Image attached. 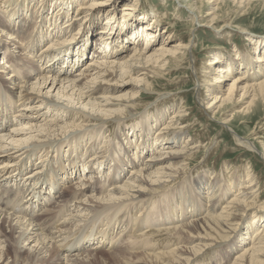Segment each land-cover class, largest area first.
Returning a JSON list of instances; mask_svg holds the SVG:
<instances>
[{
    "label": "bare ground",
    "instance_id": "bare-ground-1",
    "mask_svg": "<svg viewBox=\"0 0 264 264\" xmlns=\"http://www.w3.org/2000/svg\"><path fill=\"white\" fill-rule=\"evenodd\" d=\"M185 1L200 24L194 3L176 0ZM217 1L223 0H207ZM137 2L0 0V186L10 187L0 193V225L8 223L16 235L13 245L0 227V264H22L16 259L22 243L28 264H50L52 250L65 254L106 243L118 247L112 264H264V201L252 169L240 173L237 188L239 175H225L223 187L205 175L184 183L188 160L201 146L182 125L185 109L138 113L151 79H161L170 63L183 72L179 64L192 44L171 41L169 27L166 34L158 27L160 15L136 14ZM249 41L244 52L212 56L200 74H213L211 80L196 81L197 100L209 114L240 102L242 122L256 116L248 136L264 118V39ZM188 59L196 73L194 57ZM8 99L17 106L6 105ZM231 119L221 123L233 127ZM233 132L245 149L256 148ZM62 181L72 185L50 211L36 214ZM16 190L30 202L26 211L21 199L10 204ZM10 250L14 261H8ZM91 254L85 251L86 260L63 255L56 264H96Z\"/></svg>",
    "mask_w": 264,
    "mask_h": 264
},
{
    "label": "rangeland",
    "instance_id": "rangeland-1",
    "mask_svg": "<svg viewBox=\"0 0 264 264\" xmlns=\"http://www.w3.org/2000/svg\"><path fill=\"white\" fill-rule=\"evenodd\" d=\"M136 1H138V7L135 10L136 14L151 13V11H154L156 14L160 15L158 27L162 33L164 32V34H166L165 26L167 25V27H169V31L167 32H171L173 35V39L171 41H180L182 43L190 42L192 44V52L188 51V55L183 61V65L179 64L182 66L181 69H183V72L175 69L176 65L170 63L167 69L164 71L165 75L161 76V79L160 76L156 78L153 77L151 79L153 83L152 92L142 94L137 105L138 113H146L148 110L155 111L157 109L159 110L164 108L165 106L170 107L172 105H180L183 107V109H185L184 113L187 115L186 118H184L182 125H187L190 135L194 136V139L201 141V146L196 151L195 155L190 160H188V167L185 175L183 176V179H186V177L187 179L184 183L187 182L188 184L189 180H193L194 177L198 175H205L206 182L209 180H212V182L220 180V187H223L227 183L225 180V175H229L227 176L229 179L239 175L235 177L234 180L236 186V183L239 181V179H241V175L243 176V173L247 170H250L248 168H251L255 183L257 184L256 189H258L259 193V202H263L264 157L261 156L259 151L264 152V118H262L263 120H261L256 126V134L248 136L249 130L247 129H251V127L254 126L253 123L256 121V116L255 118L253 117V119H250L251 121L242 122L241 118L244 116L240 115L238 112L241 108V106L239 107L240 102L226 105L225 107L220 108L217 112H214L215 114H209V112L205 111L204 107H202L205 105H202L199 100H197L199 97L197 95L198 92L196 86L197 79L204 82L205 80H211L213 74H209L207 78L205 76L202 77L200 74L203 67H207V63L213 60L212 56L216 54L228 55L230 52L233 54L234 51H231L233 48L238 50L240 49L242 52H244L251 46L249 38L264 39L263 2L261 0H252L249 2L243 1L241 4H238L232 0L217 1V3H209L207 0H191V2L194 3L193 5L195 6L196 12L200 15L198 16V20L200 21L199 24L197 21L194 23L190 11L185 6L188 3L186 1L182 4H179L176 2V0ZM211 7L216 8L211 9ZM212 12L216 13L215 20L213 22H209L213 16ZM122 15L123 12L120 7L117 10V17L120 18ZM245 38L247 39L245 40ZM14 46L15 45H13V48ZM13 48L10 47V49ZM192 56L195 60L196 73L199 74L194 73L193 69L189 66L188 58ZM17 61H19V64L21 65L25 63H22L19 59ZM25 64L27 65V68L30 65L28 62ZM24 69L25 66L22 68V74H24ZM227 82L229 83L230 81ZM200 96L204 104L205 102L209 101L207 99L206 89L202 90V94L200 93ZM3 97L5 98V96ZM2 103H4V101H2ZM5 104L13 107L17 106L15 100L13 99H8V101H5ZM214 111H216V109H214ZM222 118H232V122L230 123L233 125V127L223 125L221 123ZM233 130H237L240 133L239 135L241 138H246L251 144L253 143V146H256V150L247 148L245 149L244 146L240 145L236 140L237 138H235L236 134L233 132ZM234 134L235 136H233ZM261 144H263V146H261ZM64 149H66L65 146L63 147V150ZM72 155L74 156V153H72ZM57 169L59 168L57 167ZM215 173H218L217 177H214V175H216ZM183 179L181 178L179 181V187H181L179 190L181 191L183 190ZM63 183H65V186ZM58 184L59 185L56 186L57 189L55 191V195H53L50 201L46 202V206H43L44 208L42 207L43 209L38 208L36 214H42L43 212L47 213L50 211L51 208L49 205L57 199L59 194L67 191L66 186L69 188L72 185L71 182L66 183L65 181H62ZM3 185H6L7 189H10V187H8L5 182H2L0 186V193L1 190H3ZM179 190L173 192V194L170 196L172 197V195L177 193L175 197L177 198L178 194L180 193L178 192ZM18 191L19 196H21L24 190ZM188 195L192 196L193 191L191 190ZM19 196L17 195V197ZM16 201V198L11 200V204ZM24 202L30 204V202H26V200ZM24 202L21 200L19 203L21 208H25ZM220 204L223 205V203ZM29 208L31 209V206ZM260 211L261 213H264V209ZM7 224L8 223L5 225H0V227L3 230V233H5L7 236L6 240H10L13 242V245H16V242L14 241V237L16 235H11ZM69 238L71 239L72 235L65 239L67 242L64 240L62 245L64 243L68 244ZM26 244L27 243H22L17 245V247L21 249V253L16 256V259L22 264H28L31 262L29 253L26 251ZM120 244L121 242L119 241L115 243L116 246H119ZM107 245L108 243L104 244L101 248H93L95 246H83L84 248L82 247L83 249L81 248L80 251H69V253L65 254L63 251H61V249L52 250V253H50L52 256L50 264L61 262L60 257L63 255H69L68 258L70 260H86L87 257L85 255V251L92 252L88 259L91 258L96 264H112V253L118 247H105ZM10 253L11 254L9 255L8 261H14L15 255H13L11 250ZM79 254H82V256ZM205 261L204 263H209V261Z\"/></svg>",
    "mask_w": 264,
    "mask_h": 264
}]
</instances>
